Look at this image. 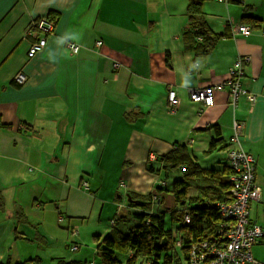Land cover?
I'll use <instances>...</instances> for the list:
<instances>
[{"label":"crops","instance_id":"0c3cea01","mask_svg":"<svg viewBox=\"0 0 264 264\" xmlns=\"http://www.w3.org/2000/svg\"><path fill=\"white\" fill-rule=\"evenodd\" d=\"M186 5L0 0V264H101L111 219L120 217L122 233L133 225L137 209L127 194L153 200L168 174L181 177L182 167L165 171L159 157L183 150L202 169L219 170L235 146L234 122L260 187L249 218L264 229V0H204L203 19L221 36L203 54L183 37ZM48 13L53 29L28 57L40 35L31 22ZM236 23L249 25L250 34L232 33ZM68 40L79 44L75 54ZM244 57L240 83L256 94L254 102L239 97L231 106L226 87L207 108L189 99V90L225 81ZM18 72L24 83L14 80ZM250 253L264 262V235ZM130 255L115 253L120 264Z\"/></svg>","mask_w":264,"mask_h":264},{"label":"trees","instance_id":"16d2710c","mask_svg":"<svg viewBox=\"0 0 264 264\" xmlns=\"http://www.w3.org/2000/svg\"><path fill=\"white\" fill-rule=\"evenodd\" d=\"M203 1L187 0L188 23L182 31L189 45L201 54L208 52L221 36L208 29L201 12ZM45 16L49 18L50 13ZM214 146L215 142L211 141L207 151ZM159 160L165 171L182 167L181 177L169 184L164 180V185L158 183L151 192L157 199L129 194L134 202L127 204L137 209L130 216L133 225L122 233L116 226L120 217L112 218V228L98 250L101 264H120L116 252L125 255L131 252L126 264H134L138 258L142 264H187L190 243L204 239L218 225L220 214L214 204L230 199L228 176L231 170L226 162L219 170L202 169L183 150L175 156H160ZM191 188L196 191L195 196H188ZM159 205L160 211L155 210ZM184 211L189 215L188 223L183 221ZM167 222L175 226L167 227ZM177 239L180 240L179 246H175Z\"/></svg>","mask_w":264,"mask_h":264},{"label":"built area","instance_id":"2783aa9c","mask_svg":"<svg viewBox=\"0 0 264 264\" xmlns=\"http://www.w3.org/2000/svg\"><path fill=\"white\" fill-rule=\"evenodd\" d=\"M223 1V0H218ZM225 1V0H224ZM53 29V21L47 16H41L31 22L29 30H36L39 37L32 42L27 51V56L32 57L45 45L46 35ZM234 34L248 35L251 27L244 23H236L231 26ZM198 39H200L198 37ZM96 45L100 46L101 41L97 40ZM68 50L75 54L79 49V44L68 40L66 42ZM244 58H239L235 65L229 69L225 81L209 84L199 88L189 90V99L199 103L202 108H207L214 103V93L227 88L230 97L229 104L234 106L239 97L245 98L249 103L254 102L256 94L246 90L240 83L242 75L241 62ZM17 83H24L26 76L18 72L14 76ZM264 96V93L262 94ZM167 101L170 109L174 110L177 97L173 90H168ZM234 133L230 141L235 144L227 148L225 152V162L231 170L228 176L230 181L229 196L226 202H216L214 205L220 214V221L213 232L204 239L190 243L187 254V264H264L255 260L250 253V248L257 243L264 235V229L256 225L249 218L250 202L260 200V187L255 181V162L251 153L245 151L238 145L239 124L234 122ZM164 185V181L159 182ZM83 189H88L86 181L82 182ZM153 199H157L153 195ZM61 219V218H59ZM183 221L189 222V215L183 212ZM111 223L113 220L111 219ZM72 234L77 233V229H71ZM180 245V240L175 241V246ZM71 250L77 248V244L70 246Z\"/></svg>","mask_w":264,"mask_h":264},{"label":"rangeland","instance_id":"374dc122","mask_svg":"<svg viewBox=\"0 0 264 264\" xmlns=\"http://www.w3.org/2000/svg\"><path fill=\"white\" fill-rule=\"evenodd\" d=\"M166 178H167V183H169V182L171 181V179H172L171 174H168ZM190 192L193 194V193H195L196 191H195V190H194V191L191 190ZM130 219H132V218H130ZM167 223H168V222H167ZM167 223H166V225H167ZM119 226H120V227H123L122 222H119Z\"/></svg>","mask_w":264,"mask_h":264},{"label":"water","instance_id":"95a60500","mask_svg":"<svg viewBox=\"0 0 264 264\" xmlns=\"http://www.w3.org/2000/svg\"><path fill=\"white\" fill-rule=\"evenodd\" d=\"M127 201H128V202H134V200H133V199H131V197H130V195H129V194H127Z\"/></svg>","mask_w":264,"mask_h":264}]
</instances>
